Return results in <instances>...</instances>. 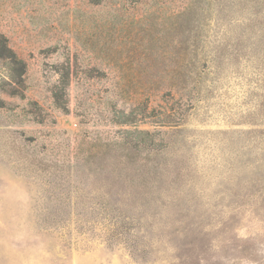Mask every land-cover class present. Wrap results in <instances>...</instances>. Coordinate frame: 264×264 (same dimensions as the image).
Returning a JSON list of instances; mask_svg holds the SVG:
<instances>
[{"label": "rangeland", "instance_id": "1", "mask_svg": "<svg viewBox=\"0 0 264 264\" xmlns=\"http://www.w3.org/2000/svg\"><path fill=\"white\" fill-rule=\"evenodd\" d=\"M0 37V264H264V0H0Z\"/></svg>", "mask_w": 264, "mask_h": 264}, {"label": "trees", "instance_id": "2", "mask_svg": "<svg viewBox=\"0 0 264 264\" xmlns=\"http://www.w3.org/2000/svg\"><path fill=\"white\" fill-rule=\"evenodd\" d=\"M90 2H98L99 0H89ZM6 51L7 54H4L3 52ZM3 55H6V57H11V59L16 62V63H19L21 65V68L23 67L22 66V62L21 61H18L16 60L14 54L8 49V47L6 46V43H5V39L0 37V57L3 56ZM140 133V132H139ZM150 140V143H149V146H151V151L153 150H158V147H155L156 144H153V140L151 138H149ZM129 143V142H128ZM124 145H127V142L123 143ZM132 146H125L126 148H124L126 150V153H128V156L130 158H133L134 155H133V152L132 150H136L138 144L135 142L133 144H130Z\"/></svg>", "mask_w": 264, "mask_h": 264}]
</instances>
